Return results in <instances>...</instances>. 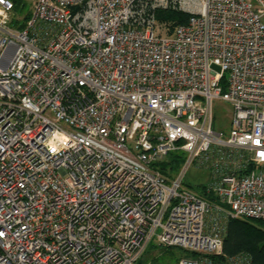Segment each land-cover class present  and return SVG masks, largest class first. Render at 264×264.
<instances>
[{
    "label": "built area",
    "instance_id": "built-area-1",
    "mask_svg": "<svg viewBox=\"0 0 264 264\" xmlns=\"http://www.w3.org/2000/svg\"><path fill=\"white\" fill-rule=\"evenodd\" d=\"M11 13L0 0V264H139L152 242L251 264L213 258L229 220L264 221V0H35L20 30Z\"/></svg>",
    "mask_w": 264,
    "mask_h": 264
},
{
    "label": "trees",
    "instance_id": "trees-1",
    "mask_svg": "<svg viewBox=\"0 0 264 264\" xmlns=\"http://www.w3.org/2000/svg\"><path fill=\"white\" fill-rule=\"evenodd\" d=\"M8 1L12 4V17L10 26L19 30L23 29L31 16V11L29 10V4L27 3V0ZM187 19V15L176 11H158L156 13L157 22L166 23L171 30L175 25L184 24ZM180 163H182V156L180 154H172L168 156L166 161L162 162L159 167L161 171L169 170L176 172L180 166ZM200 189L201 188H199L197 191ZM156 248L160 247L156 246ZM162 249L163 252L168 254L170 258L174 259V264H177V262L182 257H192L191 255L185 254L177 248ZM222 251L224 256L213 258L215 262H223L228 258H232L241 254L246 256L250 260L251 264H264V221L229 220L227 222L226 234L223 239ZM175 253L179 255L177 260L174 255ZM143 256L139 264H142ZM156 261L157 258L155 257L154 262Z\"/></svg>",
    "mask_w": 264,
    "mask_h": 264
},
{
    "label": "rangeland",
    "instance_id": "rangeland-1",
    "mask_svg": "<svg viewBox=\"0 0 264 264\" xmlns=\"http://www.w3.org/2000/svg\"><path fill=\"white\" fill-rule=\"evenodd\" d=\"M35 0H27L29 4V10L31 11L32 5ZM230 106L222 101L214 103L213 107V129L217 132H222L227 134L230 129ZM206 174L202 171H198L194 168H190L185 175V183L191 187L193 190H198L200 185L206 183ZM154 242H152L146 253L143 256L142 264H174V259L170 258L168 254L163 252L162 248L154 247ZM175 258H179L178 254H174ZM157 261L154 262V258Z\"/></svg>",
    "mask_w": 264,
    "mask_h": 264
},
{
    "label": "water",
    "instance_id": "water-1",
    "mask_svg": "<svg viewBox=\"0 0 264 264\" xmlns=\"http://www.w3.org/2000/svg\"><path fill=\"white\" fill-rule=\"evenodd\" d=\"M216 70L219 71L218 68H216Z\"/></svg>",
    "mask_w": 264,
    "mask_h": 264
}]
</instances>
